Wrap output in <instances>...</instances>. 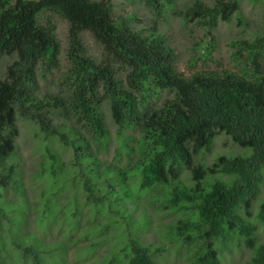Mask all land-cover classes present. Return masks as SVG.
Listing matches in <instances>:
<instances>
[{"label":"trees","instance_id":"trees-1","mask_svg":"<svg viewBox=\"0 0 264 264\" xmlns=\"http://www.w3.org/2000/svg\"><path fill=\"white\" fill-rule=\"evenodd\" d=\"M144 1L155 19L171 3ZM111 9V0H0V57L16 55L0 79V186H8L14 173V165L7 162L15 150L19 115L36 123L43 136H56L63 146L71 147V168L93 201L110 200L112 192L97 196L91 180L96 175L110 186L116 177L102 176L95 159L107 145L108 130L100 109L107 100L118 134L133 124L141 128L138 145L131 148L136 152L133 169L141 176V187H161L182 168L190 169L193 186L173 185L164 204L175 210L191 208L196 215L176 220L170 229L173 238L186 246L189 264H220L215 244L234 233L243 235L246 246L253 249L247 264H264V244H255L256 226L238 213L248 211L263 178L264 35L232 44V60L242 65L240 73L185 77L176 71L175 52L157 22L145 31L133 29L128 17L113 19ZM237 9V0H214L211 6L193 0L186 8L187 21L201 25L208 36L202 49L205 56L214 44L212 30L218 20H229ZM45 11L68 21L69 66L59 76L61 91L39 97L37 69L46 74L56 68L60 52L53 27L39 22ZM85 30L103 45L106 62L97 63L86 54L80 38ZM118 67L126 70L123 81L116 79ZM163 89L172 90L173 97L156 109L149 108L144 94ZM54 115L71 120L70 129L54 124ZM218 133L249 148L250 154L219 155L206 168L194 165L193 157L208 149ZM48 157L55 173L58 158L50 152ZM127 171L120 173L125 176ZM206 176H212L207 183ZM258 216L264 223V202ZM127 245L126 264H156L148 246L133 237ZM31 255L33 264H39L37 253Z\"/></svg>","mask_w":264,"mask_h":264},{"label":"rangeland","instance_id":"rangeland-1","mask_svg":"<svg viewBox=\"0 0 264 264\" xmlns=\"http://www.w3.org/2000/svg\"><path fill=\"white\" fill-rule=\"evenodd\" d=\"M111 1L113 19L126 16L133 29L145 31L154 21L158 23V31L175 52L176 71L185 77L222 71L240 73L242 65L232 60V44L264 35V0H237V11L229 20L219 19L213 28L214 44L206 56L202 52L208 39L205 29L186 19V8L193 0H171L159 19L151 14L144 0ZM200 1L208 6L214 3V0ZM39 22L53 27L60 46L57 67L46 74L37 69L36 95L41 97L61 91L59 76L69 66L66 56L68 21L45 11L39 15ZM80 38L90 58L97 63L106 62L103 45L88 30L82 31ZM15 58V53L0 57V79L5 78L6 68ZM115 69L116 79L123 81L126 70ZM172 97L170 89L144 94L145 103L151 109L158 108ZM100 109L108 136L105 149L96 153L95 159L102 176L116 174L110 186L102 183L96 175L91 179L97 196L112 192L108 193L110 200L104 198L100 202L93 201L85 192L82 179L71 168V147L63 146L56 136H43L36 123L17 115L15 150L7 162L14 165V173L8 186H0V264H33L32 251L37 253L39 264H126L123 253L128 251L129 237L148 246L156 264H189L186 246L173 238L170 229L176 220L195 218L196 215L191 208L175 210L164 204L173 185L193 186L190 169L182 168L176 178L161 187H141V176L133 169L136 152L132 150L138 145L141 128L133 124L118 134L109 102L104 100ZM52 121L62 130H68L73 124L71 120L55 115ZM48 152L58 158L55 173L50 171ZM249 154V148L239 146L224 133H218L208 149L193 157V164L206 168L219 155ZM127 168L126 175L122 176L120 171ZM121 179L126 180L122 182ZM211 179L212 176H206L205 183ZM113 187L115 190H111ZM113 195L119 198L114 201ZM263 202L264 170L248 211H238L244 220L256 226V245L264 244V223L258 216ZM25 247L29 248L27 253ZM215 247L220 264H247L253 254L243 235L237 233L223 242H216Z\"/></svg>","mask_w":264,"mask_h":264}]
</instances>
